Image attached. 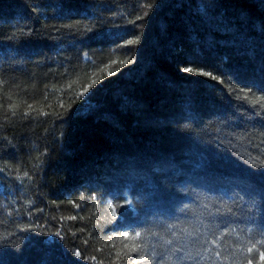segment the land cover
Returning a JSON list of instances; mask_svg holds the SVG:
<instances>
[{
	"label": "trees",
	"instance_id": "16d2710c",
	"mask_svg": "<svg viewBox=\"0 0 264 264\" xmlns=\"http://www.w3.org/2000/svg\"><path fill=\"white\" fill-rule=\"evenodd\" d=\"M0 264H264V0H0Z\"/></svg>",
	"mask_w": 264,
	"mask_h": 264
},
{
	"label": "snow or ice",
	"instance_id": "6c2138e0",
	"mask_svg": "<svg viewBox=\"0 0 264 264\" xmlns=\"http://www.w3.org/2000/svg\"><path fill=\"white\" fill-rule=\"evenodd\" d=\"M129 43H133V41H129ZM185 71H189V72H191V71H193V69L192 68H187V69H185ZM202 74H204V75H211V73H202ZM109 75H111V73H109ZM141 234L139 233V232H137L136 233V237H139ZM136 249L134 248L133 249V251H135ZM249 251H251V249H249ZM77 255H79V253H77ZM217 256H219V253H217ZM141 259H143V257H141Z\"/></svg>",
	"mask_w": 264,
	"mask_h": 264
}]
</instances>
